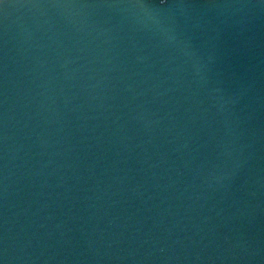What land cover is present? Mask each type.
<instances>
[{
	"label": "water",
	"instance_id": "water-1",
	"mask_svg": "<svg viewBox=\"0 0 264 264\" xmlns=\"http://www.w3.org/2000/svg\"><path fill=\"white\" fill-rule=\"evenodd\" d=\"M0 264H264V0H0Z\"/></svg>",
	"mask_w": 264,
	"mask_h": 264
}]
</instances>
